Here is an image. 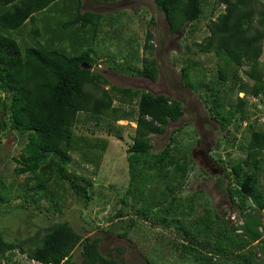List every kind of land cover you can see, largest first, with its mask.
Wrapping results in <instances>:
<instances>
[{
    "label": "trees",
    "instance_id": "1",
    "mask_svg": "<svg viewBox=\"0 0 264 264\" xmlns=\"http://www.w3.org/2000/svg\"><path fill=\"white\" fill-rule=\"evenodd\" d=\"M57 1L0 0V146L10 135L13 144L17 136L23 142L7 161L13 169L6 168L0 173V207L7 204L6 209L13 206L15 210L63 214L65 209L73 208L71 204L65 205L70 196L82 201L87 209L94 197L95 183L92 177L71 170L80 117L87 114L97 121L108 119L111 125L129 120L136 123L133 143L128 149L129 185L120 208L111 217L110 228L100 232L110 233L119 225L124 233L118 236L128 237L148 224L157 230V241H167L165 245L169 249L194 264H264V188L260 184L264 171V129L251 132L243 148L246 157L230 164L231 171H228L229 163L221 165L225 175L218 177L217 186L238 209L240 220L230 222L209 206L194 214L192 202L186 203L191 198L180 195L195 164L191 149L181 151L175 146L174 135L181 128L160 153L152 152L151 136L165 134L170 122L180 121L185 114L183 104L167 95L117 87L94 69L98 64L94 46L103 16L90 11L83 13L82 0H68L70 3L61 13L67 16L70 9L75 10V18L62 27L76 29L69 35L67 31L64 38L81 37V42H74L80 53L69 55L49 46L47 35L52 28L46 24L45 32H40L38 16L48 15ZM154 1L172 34L201 20L204 12V0ZM219 6H224V11L211 18L209 36L195 46L204 54L214 53L219 63H223L219 71L220 86L216 88L213 82L204 80L188 84L186 79L190 78L191 70L187 67L182 68V82L199 93L210 119L220 126L229 141L230 136L237 140V131L248 119L247 101L238 94L264 96L261 71L264 2L215 0L213 15ZM11 31H16L23 42L29 39L33 45L26 44L23 48L8 34ZM153 38L148 30L145 50H153ZM244 66L249 67L250 72L245 74L254 81L250 90H246L239 73ZM230 73L240 86L237 104L230 105L227 114L222 93ZM139 74L157 82V60L145 59ZM201 91L210 98L204 99ZM234 122L237 130L230 133L228 129ZM214 163H222L221 157ZM9 178L12 182L7 185ZM15 186L18 192L13 197L11 189ZM62 204L64 210L60 209ZM101 241V237L82 238L69 221L53 222L25 240L10 241L0 232V264L3 260L12 264V253L16 250L32 262L76 264L74 252L80 245V264H132L117 260L112 254L104 256L100 251Z\"/></svg>",
    "mask_w": 264,
    "mask_h": 264
},
{
    "label": "rangeland",
    "instance_id": "2",
    "mask_svg": "<svg viewBox=\"0 0 264 264\" xmlns=\"http://www.w3.org/2000/svg\"><path fill=\"white\" fill-rule=\"evenodd\" d=\"M67 3L68 0L65 3H55L52 6V13L39 15L40 21L37 27L44 33L43 26L50 25L52 29L47 35L48 45L69 55H76L81 49L74 42H79L81 37L75 35L76 37L64 38L67 31L69 35L76 29L73 26L67 30L62 27V24L72 21L76 14L75 10L70 9V15H61ZM73 5L72 1L71 6ZM214 5L215 0H204L201 20L175 34L169 32L165 16L154 0H118L108 4L84 0L83 10H98L103 16L104 23L94 47V54L98 58V64L94 67L96 71L117 87L149 92L154 95H167L183 104L185 111L183 118L178 122H170L165 134L151 136L152 152L158 154L166 147L174 132L181 128L174 135L177 141L175 146L181 151L191 149V156L195 161L187 184L180 194L181 197L191 198V201L186 203L192 202L196 215L201 213L203 207L209 206L230 222H238L240 220L238 209L232 205L225 194L220 192L217 181L219 176L225 175L221 165L229 163L228 171H231L230 164L246 157L243 148L247 146L251 132L264 129V96L254 97L248 92L238 94L247 101L248 119L246 124L237 131V140L230 136V140L227 141L220 126L210 119L199 93H196L194 88L186 87L182 82V68L187 67L191 70V79H186L188 84L204 80L205 83L213 82L216 88L220 86L219 71L224 66L223 63H219L214 53L204 54L195 46V43H201L209 36L208 24L211 18H216L224 11V6H219L213 15ZM58 26L62 28L59 29ZM148 30H151L154 35L152 51L145 50ZM8 34L15 37L23 48L26 44L33 45L29 39L23 42L16 31ZM88 34L90 38L91 33ZM151 58L158 62L157 82L139 74L143 69V61ZM261 63L264 77V50ZM246 71L250 72L248 66L241 68L239 73L246 84V90H250L254 86V81L249 79L245 74ZM232 74H229L225 91L222 93L227 114L231 110L230 105L237 104L236 93L240 86L239 83L236 84ZM232 88L234 90H231ZM201 94L204 99L210 98L203 91ZM127 107L132 109L131 105ZM135 127L136 123L129 120H121L111 125L108 119L97 121L90 115L82 114L75 131L77 144L72 154L74 163L71 170L92 177L95 183L94 197L89 207L86 209L82 201H75L70 196L65 201V205L71 204L73 208L65 209L62 204L60 209L62 207L63 210L65 209L63 214L48 213L45 210L42 214L41 210L40 213L39 210H15L12 209L13 206L6 209L7 204H5L0 207V232H3L10 241L16 238L25 240L32 237L40 228L46 229L51 226L53 222L69 221L82 238L101 237L100 251L104 256L112 254L113 258L132 264H149V262L151 264H194L169 249L165 245L167 241H157V230L148 224L142 225L140 231L131 233L128 237L117 235L118 232H123L119 230L121 228L119 225L113 227V233L100 232L101 228L105 230L110 228L111 217L120 208L121 199L126 194L130 181L128 149L133 143L132 135ZM228 130L234 133L237 130L236 122ZM13 141V135L2 141L0 173L6 171V168L13 169L8 164L10 156L15 155L17 148L23 145L19 136L14 144ZM219 156L222 163H214ZM11 182L12 178H9L7 185ZM260 184L264 188V171L261 173ZM11 192L14 197L18 192L17 186L12 188ZM121 248L124 250L123 253L118 250ZM12 259V264H35L20 250L12 253ZM81 260L82 246L80 245L74 252V261L80 264ZM2 263L5 264L4 260Z\"/></svg>",
    "mask_w": 264,
    "mask_h": 264
},
{
    "label": "crops",
    "instance_id": "3",
    "mask_svg": "<svg viewBox=\"0 0 264 264\" xmlns=\"http://www.w3.org/2000/svg\"><path fill=\"white\" fill-rule=\"evenodd\" d=\"M96 3H100V4H102V3H106V4H108V3H113V2H103V1H100V0H94ZM118 1V0H117ZM60 2H63V3H65L66 2V0H58L56 3H60ZM114 2H116V1H114ZM84 9V0H82V12L84 13V12H87V11H90V12H93V13H97V14H101L102 15V13H100L98 10L97 11H92V10H83ZM51 13H52V10H51ZM103 23H104V21H103ZM95 45H96V43H95ZM95 47V46H94ZM97 56V55H96ZM125 62H127V61H125ZM136 128V127H135ZM109 225H111V224H109ZM101 229H103V228H101ZM109 229V228H108ZM101 231V230H100ZM108 233V232H107ZM110 233H113L112 231L110 232ZM117 235H119V232L117 233ZM101 248V247H100Z\"/></svg>",
    "mask_w": 264,
    "mask_h": 264
},
{
    "label": "built area",
    "instance_id": "4",
    "mask_svg": "<svg viewBox=\"0 0 264 264\" xmlns=\"http://www.w3.org/2000/svg\"><path fill=\"white\" fill-rule=\"evenodd\" d=\"M244 124H246V123H244ZM35 264H42V263H38V262H34Z\"/></svg>",
    "mask_w": 264,
    "mask_h": 264
}]
</instances>
